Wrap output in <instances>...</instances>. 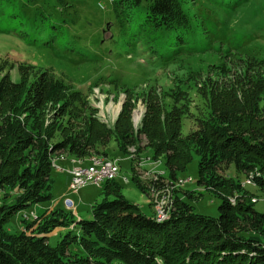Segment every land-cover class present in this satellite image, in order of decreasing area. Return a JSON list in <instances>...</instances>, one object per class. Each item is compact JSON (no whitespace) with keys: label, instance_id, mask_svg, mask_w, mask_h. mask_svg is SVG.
<instances>
[{"label":"rangeland","instance_id":"rangeland-1","mask_svg":"<svg viewBox=\"0 0 264 264\" xmlns=\"http://www.w3.org/2000/svg\"><path fill=\"white\" fill-rule=\"evenodd\" d=\"M129 1L0 0V79L9 75L19 81L20 63L36 67L32 77L43 71L53 73L65 79L71 91L82 94L72 103L74 107H90L111 128L131 98V113L121 118L119 127H130L138 134L147 120L158 128L178 131L191 151L192 161L185 172L172 179L166 156L157 155L143 136L127 152L119 149L115 139L105 147L97 145L108 157L94 153L83 159L72 154L56 157L52 200L21 211L5 226L6 233H38L43 219H53L57 208L65 209L77 221L91 217L92 205L104 194L94 185L83 187L77 194L71 192L66 172H57L62 163L69 165V173L75 167L85 169L90 162L100 169L108 165L110 182L119 185L121 193L147 215L170 214L172 192H146L148 183L161 177L173 182L174 190L194 205L195 212L219 215L220 201L214 188L198 183L201 151L187 138L207 122L215 121L220 110L237 103V95L241 98L236 91L239 80L233 74L244 73L249 60H264V0H175L179 11L176 18H160L156 24L146 22L143 30H136L129 22L128 18L133 19L130 13L139 8ZM167 39L172 40L169 46ZM221 66H227L229 74L220 73L217 69ZM255 76L258 89L246 94L261 115L264 68ZM152 92L161 100V109L156 112L146 103ZM69 120L81 121L72 108L57 122L58 127L68 129ZM61 135L62 130L56 137ZM216 169V177L230 178L235 186L234 195L229 197L232 203L246 199L264 213V191L234 165L219 164ZM209 176L204 179L210 180ZM17 194V188L6 189L0 192V201L12 203ZM68 199L74 203L72 208L66 205ZM67 221L69 226H57L49 232L51 245L66 239L69 232L76 233L77 221ZM71 253L87 256L78 244H72ZM95 264L122 263L100 259Z\"/></svg>","mask_w":264,"mask_h":264},{"label":"trees","instance_id":"trees-1","mask_svg":"<svg viewBox=\"0 0 264 264\" xmlns=\"http://www.w3.org/2000/svg\"><path fill=\"white\" fill-rule=\"evenodd\" d=\"M129 4L139 5L137 11L130 13L133 19L128 18L136 30H143L146 22L156 24L160 18H176L179 13L175 0H130ZM171 42L170 39L168 46ZM245 64L244 73L233 74L239 80L236 91H240L241 98L237 95V103L220 110L215 121L207 122L187 138L201 151L199 185L214 188L220 201L217 217L195 212L194 205L174 190L173 182L161 177L151 180L146 192H172L174 203L168 217L158 220L153 212L147 215L130 202L119 185L107 180L100 188L104 198L92 205L90 218L80 217L77 221L65 209L57 208L53 219L42 220L43 225L37 228L39 234H9L5 226L21 211L52 200L56 157L72 154L83 159L93 153L108 157L107 153H100L97 145L105 147L115 139L119 149L127 152L143 136L157 155L166 156L170 176L175 180L178 173L187 170L192 154L178 131L158 128L147 120L138 134L130 127L121 129V118L129 117L132 110L131 98L111 128L90 107H74L72 103L82 94L71 91L65 79L53 73L43 71L32 77L36 67L20 63L19 81L3 76L0 192L17 188L18 194L12 203L0 201V264H95L100 259L122 264H264V213L246 199L232 203L229 197L234 195L233 182L230 178L220 179L215 173L219 164L234 165L264 191V108L259 115L254 100L246 94L258 89L255 73L264 68V60ZM217 70L229 74L227 66ZM261 85L260 93L264 92V84ZM146 103L149 110L161 109L156 93H150ZM71 108L81 121L69 120L68 129H61L57 122L70 114ZM60 130L62 135L57 138ZM207 174L208 181L204 179ZM66 218L77 221L76 233L69 232L66 239L51 245L49 232L57 226H69ZM72 244L81 246L87 256L71 253Z\"/></svg>","mask_w":264,"mask_h":264},{"label":"built area","instance_id":"built-area-1","mask_svg":"<svg viewBox=\"0 0 264 264\" xmlns=\"http://www.w3.org/2000/svg\"><path fill=\"white\" fill-rule=\"evenodd\" d=\"M62 170L61 168H59ZM110 174V169H104L100 171H91V169L87 170H78V168H74L70 171V181H69V190L74 194H77L83 187L87 185H94L99 188L106 183V176ZM154 217L162 218V214H154Z\"/></svg>","mask_w":264,"mask_h":264},{"label":"bare ground","instance_id":"bare-ground-1","mask_svg":"<svg viewBox=\"0 0 264 264\" xmlns=\"http://www.w3.org/2000/svg\"><path fill=\"white\" fill-rule=\"evenodd\" d=\"M112 160V159H111ZM97 161V160H96ZM99 161V160H98ZM107 162V161H106ZM101 163V162H100ZM99 163V164H100ZM113 164H114V162H113ZM112 164V165H113ZM105 165V164H104ZM103 165V166H104ZM116 165V164H115ZM59 166V165H58ZM81 166V165H80ZM117 166H118V164H117ZM109 167H108V165H106V166H104L103 167V169H100V167H96L92 162H90V164H88L87 165V167L85 168V169H82V168H78V170H87V169H91V171H100V170H104V169H108ZM109 175L110 174H107V176H106V181L107 180H111V178L109 177ZM114 175V174H113ZM128 180V179H127ZM168 216H166V217H162V218H158V220H164V219H166Z\"/></svg>","mask_w":264,"mask_h":264},{"label":"crops","instance_id":"crops-1","mask_svg":"<svg viewBox=\"0 0 264 264\" xmlns=\"http://www.w3.org/2000/svg\"><path fill=\"white\" fill-rule=\"evenodd\" d=\"M59 168H61L62 170H57V172L58 173H60V172H66L65 174L67 175V180H68V184H69V180H70V173H69V170H68V168H69V165L67 164V163H62V164H59ZM65 170V171H64ZM53 173H54V171H53Z\"/></svg>","mask_w":264,"mask_h":264},{"label":"water","instance_id":"water-1","mask_svg":"<svg viewBox=\"0 0 264 264\" xmlns=\"http://www.w3.org/2000/svg\"><path fill=\"white\" fill-rule=\"evenodd\" d=\"M66 204H67V206H69V207L72 206V202H71L70 200H67V201H66Z\"/></svg>","mask_w":264,"mask_h":264}]
</instances>
